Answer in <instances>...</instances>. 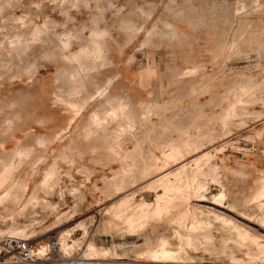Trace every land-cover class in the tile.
I'll return each instance as SVG.
<instances>
[{"label":"rangeland","instance_id":"374dc122","mask_svg":"<svg viewBox=\"0 0 264 264\" xmlns=\"http://www.w3.org/2000/svg\"><path fill=\"white\" fill-rule=\"evenodd\" d=\"M3 173L0 257L264 264V0H0Z\"/></svg>","mask_w":264,"mask_h":264},{"label":"bare ground","instance_id":"6f19581e","mask_svg":"<svg viewBox=\"0 0 264 264\" xmlns=\"http://www.w3.org/2000/svg\"><path fill=\"white\" fill-rule=\"evenodd\" d=\"M170 176V174H167L165 175L162 179H160L159 181L165 179V178H168ZM177 177V176H176ZM7 182V174L6 173H3L0 175V188H2ZM163 196L161 195H157L156 197V200L159 202L160 199L162 198ZM130 199H124L122 202H120L118 204V207L120 206V209L122 210V213L120 215L121 218H123L124 220H126L130 225H133L134 224V215L137 211V207L138 205L137 204H131L130 203ZM141 204H144V202H142ZM147 204V203H146ZM159 203H157V207H159ZM183 218H185V216H182ZM198 224H192L191 228L192 230H195L196 227H198V225H201L202 222H197ZM67 235H69L68 232H66ZM55 242V241H54ZM189 243V241H187ZM56 245H57V242H55ZM59 243H60V251L61 252H64L65 254H68L70 249L72 248L71 245H69V243L67 242V238L64 237V233L61 234V237L59 239ZM167 244L168 242L165 241V240H162V243H161V249L159 252H155L153 254V258H155V262H163L164 260L166 259H174L176 257L177 254H179V252H181L182 249H180L178 252L175 253V251H171L169 249H167ZM260 248H262V245H258ZM181 248V247H180ZM52 247L49 245L48 247V250H51ZM58 249V246L56 247V251ZM38 255L42 256V254H46L47 251V248L46 247H41L39 250L36 248V251H35ZM178 258V257H176ZM74 261V260H73ZM79 263H82V262H79ZM73 264V263H72Z\"/></svg>","mask_w":264,"mask_h":264},{"label":"built area","instance_id":"2783aa9c","mask_svg":"<svg viewBox=\"0 0 264 264\" xmlns=\"http://www.w3.org/2000/svg\"><path fill=\"white\" fill-rule=\"evenodd\" d=\"M48 242L52 249L42 256L35 252L36 246L29 240L11 242L4 249V257H0V264H57L59 260L56 256L54 238H49Z\"/></svg>","mask_w":264,"mask_h":264}]
</instances>
